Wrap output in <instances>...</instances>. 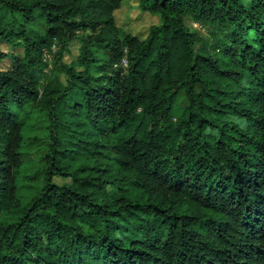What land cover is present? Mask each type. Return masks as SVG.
I'll use <instances>...</instances> for the list:
<instances>
[{
	"label": "trees",
	"instance_id": "trees-1",
	"mask_svg": "<svg viewBox=\"0 0 264 264\" xmlns=\"http://www.w3.org/2000/svg\"><path fill=\"white\" fill-rule=\"evenodd\" d=\"M125 1L0 0V264H264V0Z\"/></svg>",
	"mask_w": 264,
	"mask_h": 264
},
{
	"label": "rangeland",
	"instance_id": "rangeland-1",
	"mask_svg": "<svg viewBox=\"0 0 264 264\" xmlns=\"http://www.w3.org/2000/svg\"><path fill=\"white\" fill-rule=\"evenodd\" d=\"M116 24L118 27L129 31L135 35L145 37L149 31L151 25L159 24L161 22L160 16L157 14H152L150 12L143 11L139 7V0H126L120 8L115 11ZM187 24L194 30L204 32L201 26L191 19L187 20ZM44 27L43 20H37L34 25L35 30H42ZM80 43L79 41H73L69 45L68 49L64 52L63 60L67 63L75 62L77 56L79 55ZM58 45L54 46L52 53H48V60L51 63L53 55L58 51ZM1 51H9L11 48L8 44L0 42ZM8 61H3L0 63V67H5L8 65ZM33 154L29 156L28 160L32 166L31 172L37 170L38 167V157ZM56 183H64L67 180L63 177L56 176L53 179Z\"/></svg>",
	"mask_w": 264,
	"mask_h": 264
}]
</instances>
